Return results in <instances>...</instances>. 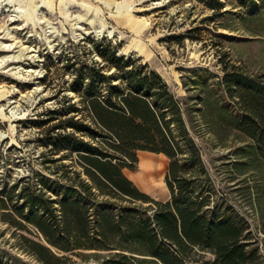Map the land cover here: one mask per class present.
I'll use <instances>...</instances> for the list:
<instances>
[{"label": "trees", "instance_id": "trees-1", "mask_svg": "<svg viewBox=\"0 0 264 264\" xmlns=\"http://www.w3.org/2000/svg\"><path fill=\"white\" fill-rule=\"evenodd\" d=\"M250 1L264 9V0ZM119 47L104 37L92 45L102 60L68 57L70 88L79 98L50 109V121H58L44 129L41 167L4 181L3 219L44 264H81L74 255L105 257L107 264H264L248 222L214 197L192 137V154L182 156L172 128L184 123L182 105L169 83ZM232 78L239 94L230 83L228 90L243 110L237 126L257 141L264 160V85L240 73ZM140 149L170 157L169 199L144 191L127 174Z\"/></svg>", "mask_w": 264, "mask_h": 264}, {"label": "rangeland", "instance_id": "rangeland-1", "mask_svg": "<svg viewBox=\"0 0 264 264\" xmlns=\"http://www.w3.org/2000/svg\"><path fill=\"white\" fill-rule=\"evenodd\" d=\"M104 37L169 83L182 105L184 123L172 124L182 156L192 154V137L214 197L248 222L264 255V160L257 141L238 128L243 110L228 90L230 83L239 94L235 73L264 85V9L250 0H0V192L4 181L41 167L44 129L58 121H50V109L79 98L67 59L102 60L92 45ZM43 119L49 122L40 126ZM138 154L127 174L144 191L169 199L170 157L149 149ZM145 161L163 163L157 188L141 180ZM199 179L205 182L207 173ZM21 233L0 207V264H44ZM104 258L74 255L81 264H107Z\"/></svg>", "mask_w": 264, "mask_h": 264}, {"label": "bare ground", "instance_id": "bare-ground-1", "mask_svg": "<svg viewBox=\"0 0 264 264\" xmlns=\"http://www.w3.org/2000/svg\"><path fill=\"white\" fill-rule=\"evenodd\" d=\"M142 171L140 173L141 180L148 186L157 188V184L154 183V179L157 174L163 170V163H156L152 161H145L142 164Z\"/></svg>", "mask_w": 264, "mask_h": 264}]
</instances>
